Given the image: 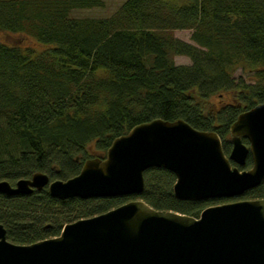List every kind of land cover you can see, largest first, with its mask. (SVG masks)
<instances>
[{
  "label": "trees",
  "instance_id": "obj_1",
  "mask_svg": "<svg viewBox=\"0 0 264 264\" xmlns=\"http://www.w3.org/2000/svg\"><path fill=\"white\" fill-rule=\"evenodd\" d=\"M104 4L0 0V31L47 46L36 53L0 42V180L14 184L35 171L72 177L92 152L104 154L116 137L155 118L215 131L228 155L230 125L264 102V0H124L106 17L71 15ZM174 30H191L190 41ZM251 164L248 156L239 168ZM143 178L141 193L116 197L0 193V223L9 241L30 244L130 199L194 217L220 200L177 199L176 177L162 167ZM244 194L264 198V181Z\"/></svg>",
  "mask_w": 264,
  "mask_h": 264
},
{
  "label": "water",
  "instance_id": "obj_2",
  "mask_svg": "<svg viewBox=\"0 0 264 264\" xmlns=\"http://www.w3.org/2000/svg\"><path fill=\"white\" fill-rule=\"evenodd\" d=\"M229 132L232 147L225 155L215 131L155 118L116 137L103 157L85 159L72 177L50 179L35 171L14 184L0 180V193L46 188L59 200L139 194L143 172L162 167L174 173L179 200L241 196L264 181V102L241 112ZM248 156L251 166L240 169ZM0 264H264V198L208 205L198 217L135 198L30 244L9 241L0 223Z\"/></svg>",
  "mask_w": 264,
  "mask_h": 264
},
{
  "label": "rangeland",
  "instance_id": "obj_3",
  "mask_svg": "<svg viewBox=\"0 0 264 264\" xmlns=\"http://www.w3.org/2000/svg\"><path fill=\"white\" fill-rule=\"evenodd\" d=\"M105 4L103 6H96V7H90V8H82V9H74L71 12L72 16L75 17H106L109 16L111 13H113L118 6L124 1V0H104ZM190 33L191 30H174L175 36L190 41ZM0 42H3L7 45H16L21 47L22 49L30 48L34 50L36 53L39 51L44 50L47 46L40 44L37 42L34 38L27 36L22 33H10V32H4L0 31ZM175 62L177 64H189L190 59L187 56H175ZM236 76L242 75L244 77L245 74L242 73L239 69L235 73ZM213 102H216L218 104L223 103L219 100V97L215 96L213 98ZM96 156H100L103 153L101 152H92ZM247 197L245 194L241 196H236L232 198H226V199H220L214 204H220L228 201L238 200V199H245Z\"/></svg>",
  "mask_w": 264,
  "mask_h": 264
}]
</instances>
